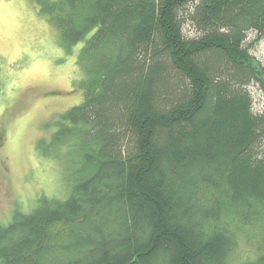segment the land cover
<instances>
[{
	"label": "trees",
	"instance_id": "obj_1",
	"mask_svg": "<svg viewBox=\"0 0 264 264\" xmlns=\"http://www.w3.org/2000/svg\"><path fill=\"white\" fill-rule=\"evenodd\" d=\"M33 1L82 99L47 140L68 193L12 210L0 264H264V0Z\"/></svg>",
	"mask_w": 264,
	"mask_h": 264
},
{
	"label": "rangeland",
	"instance_id": "obj_2",
	"mask_svg": "<svg viewBox=\"0 0 264 264\" xmlns=\"http://www.w3.org/2000/svg\"><path fill=\"white\" fill-rule=\"evenodd\" d=\"M185 31L194 33L187 26ZM245 44L264 65V35L256 39L248 31ZM80 45L66 52L33 0H0V224L16 207L30 210L40 195L68 193L65 149L60 158L49 157L47 140L58 116L82 99L74 84L81 76L75 63ZM249 90L257 109L260 91L255 84ZM246 250L241 244L236 255L245 256Z\"/></svg>",
	"mask_w": 264,
	"mask_h": 264
}]
</instances>
